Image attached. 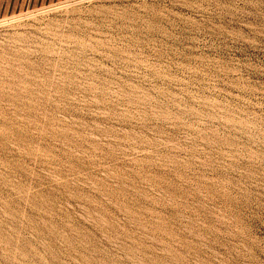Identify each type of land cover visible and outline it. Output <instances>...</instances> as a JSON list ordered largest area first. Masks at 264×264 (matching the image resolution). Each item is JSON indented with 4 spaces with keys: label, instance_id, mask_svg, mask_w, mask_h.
<instances>
[{
    "label": "rangeland",
    "instance_id": "rangeland-1",
    "mask_svg": "<svg viewBox=\"0 0 264 264\" xmlns=\"http://www.w3.org/2000/svg\"><path fill=\"white\" fill-rule=\"evenodd\" d=\"M0 264H264V0H0Z\"/></svg>",
    "mask_w": 264,
    "mask_h": 264
},
{
    "label": "bare ground",
    "instance_id": "bare-ground-1",
    "mask_svg": "<svg viewBox=\"0 0 264 264\" xmlns=\"http://www.w3.org/2000/svg\"><path fill=\"white\" fill-rule=\"evenodd\" d=\"M222 70V69H221ZM204 73H206V72H204ZM212 73V72H211ZM220 73V72H219ZM218 73V74H219ZM210 74V73H209ZM231 75V74H230ZM224 76V75H223ZM219 77V76H218ZM121 85V84H120ZM238 86V85H237ZM121 87H123V86H121ZM242 88V87H241ZM90 90V89H89ZM239 90H241V89H239ZM249 90V89H248ZM91 91H92V89H91ZM249 91H252V90H249ZM236 92V91H235ZM253 93V92H252ZM251 97V96H250ZM126 99V98H125ZM238 101V100H237ZM151 102V101H150ZM170 108V107H169ZM170 115V114H169ZM182 115V114H181ZM176 117V116H175ZM178 127V126H177ZM229 133V132H228ZM199 134V133H198ZM198 134H196V135H198ZM211 136V135H210ZM230 136V135H229ZM255 166V165H254ZM250 168V167H249ZM253 170H254V168H252ZM251 171V170H250Z\"/></svg>",
    "mask_w": 264,
    "mask_h": 264
}]
</instances>
